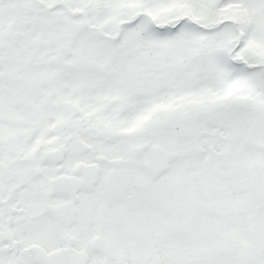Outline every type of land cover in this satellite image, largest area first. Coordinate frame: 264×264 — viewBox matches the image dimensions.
Returning a JSON list of instances; mask_svg holds the SVG:
<instances>
[{
  "label": "snow or ice",
  "instance_id": "1",
  "mask_svg": "<svg viewBox=\"0 0 264 264\" xmlns=\"http://www.w3.org/2000/svg\"><path fill=\"white\" fill-rule=\"evenodd\" d=\"M0 264H264V0H0Z\"/></svg>",
  "mask_w": 264,
  "mask_h": 264
}]
</instances>
